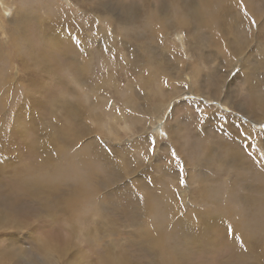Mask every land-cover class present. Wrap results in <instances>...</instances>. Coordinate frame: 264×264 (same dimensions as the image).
<instances>
[{"label":"rangeland","instance_id":"rangeland-1","mask_svg":"<svg viewBox=\"0 0 264 264\" xmlns=\"http://www.w3.org/2000/svg\"><path fill=\"white\" fill-rule=\"evenodd\" d=\"M4 3L0 264H264V0Z\"/></svg>","mask_w":264,"mask_h":264},{"label":"bare ground","instance_id":"bare-ground-1","mask_svg":"<svg viewBox=\"0 0 264 264\" xmlns=\"http://www.w3.org/2000/svg\"><path fill=\"white\" fill-rule=\"evenodd\" d=\"M4 2H5V0H1V1H0V5H1V8H2L3 10H5V9L7 8V5H6ZM259 31H260V30H259ZM241 36H242V35H241ZM243 36H245V35H243ZM248 37H249V36H248ZM249 40H250V39H249ZM246 41H248V40H246ZM246 41H245V42H246ZM251 41H252V40H251ZM241 52H242V51H241ZM241 56H243V55H241ZM241 56H240V57H241ZM240 57H239V58H240ZM243 59H245V58H243ZM256 60H257V59H256ZM241 61H243V60H241ZM248 67H250V66L248 65ZM245 76H246L248 79H250L247 75H245ZM247 78H246V79H247ZM252 79H253V78H252ZM254 79H255V78H254ZM257 81H259V80H257ZM248 82H249V81H247V83H248ZM253 82H254V81H253ZM254 83H256V82H254ZM257 83H258V82H257ZM249 84H251V83L249 82ZM250 86H251V85H250ZM256 86H257V84H256ZM251 87H252V86H251ZM252 91H253V90H252ZM252 91H251V92H252ZM253 92H254V91H253ZM253 95H254V94H253ZM256 95H257V94H256ZM257 96H258V95H257ZM261 97H263V96H261ZM225 102H226V101H225ZM226 103H227V102H226ZM229 105L232 106L231 103H230ZM258 105H259V104H258ZM261 106H264V105H261ZM153 116H154V115H153ZM248 125H249V124H248ZM248 127H249V126H248ZM250 127H251V126H250ZM246 129H248V128H246ZM253 131H254V130H253ZM251 132H252V131H251ZM252 133H253V132H252ZM254 137H255V136H254ZM154 140H155V139H154ZM155 141H156V140H155ZM255 146H256V145H255ZM257 148H258V147H257ZM108 173H109V172H108ZM110 179H111V178H110ZM108 184H109V183H108ZM162 192H164V191H162ZM162 192H161V194H162ZM157 194H158V193H157ZM162 195H163V194H162ZM165 195H166V194H165ZM155 196H156V195H155ZM155 196H154V197H155ZM170 196H171V195H170ZM162 197H164V196H162ZM159 198H160V197H159ZM168 198H169V197H168ZM171 198H172V196H171ZM156 200H158V199H156ZM161 200H162V199H161ZM170 200H171V199H170ZM154 201H155V200H154ZM154 201H153V202H154ZM172 201H174V200H172ZM165 202H166V201H165ZM168 202L170 203V201H168ZM172 203H173V202H172ZM157 204H158V203H157ZM162 204H163V203H162ZM159 206H160V205H159ZM161 206H162V205H161ZM169 206H170V205H169ZM167 209H168V208H166V211H167ZM163 211H164V210H163ZM163 216H164V215H163Z\"/></svg>","mask_w":264,"mask_h":264},{"label":"snow or ice","instance_id":"snow-or-ice-1","mask_svg":"<svg viewBox=\"0 0 264 264\" xmlns=\"http://www.w3.org/2000/svg\"><path fill=\"white\" fill-rule=\"evenodd\" d=\"M253 26H255V21H253ZM251 147V145H249ZM151 150V149H150ZM173 155L175 156V153H173ZM180 183L183 184L184 180L183 178H181ZM41 225H37V227H40Z\"/></svg>","mask_w":264,"mask_h":264}]
</instances>
